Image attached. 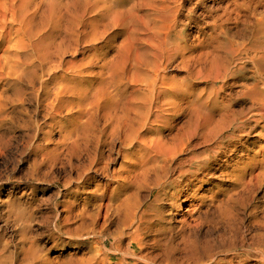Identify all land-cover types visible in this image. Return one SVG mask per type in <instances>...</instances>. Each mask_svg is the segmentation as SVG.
<instances>
[{
    "label": "bare ground",
    "instance_id": "bare-ground-1",
    "mask_svg": "<svg viewBox=\"0 0 264 264\" xmlns=\"http://www.w3.org/2000/svg\"><path fill=\"white\" fill-rule=\"evenodd\" d=\"M36 1L22 0L19 8L15 6L17 10L22 7L21 13L19 11V25H23L24 28L29 27L30 33L40 30H37L39 24H35L37 22L35 18L38 16V14L36 16L37 10H34L32 14L34 17L29 15L32 11V3L35 6ZM54 1L47 2L46 14L48 16L44 18L46 20L48 17L47 25L51 27V33L46 36V32L43 34L41 29L44 37L40 36L39 42L36 43V47L41 50V52L40 50L36 52L41 53L43 62V64L40 62L39 66L45 74H49L52 82V85L49 82L51 88L47 90L50 111L55 115L67 112L68 117L76 119H73L75 122L73 125L76 123L85 125L84 120L88 123L95 117L101 116L106 120L104 122L108 123L109 129V132L104 130L109 134L107 152H110V155L107 160L114 156L116 140L119 141L120 147H123L121 151L126 159L124 166L122 165L125 170L123 172L126 173L122 187L130 192H126L125 198L120 199L122 193L117 194L118 188H115L107 197L108 213L111 212L109 217L114 215L117 218L114 220L118 225V230L112 234L111 238H121L125 233L121 226L131 221L128 228H134L135 236L152 237V249L158 252L155 255L151 254V257L147 256L152 264L156 263L157 258L165 261L161 264H234V261L228 259V253L237 252L239 244L245 247V241L244 237L240 236V229L235 222L241 214L236 216L234 214L236 212L230 211L225 203L244 204L245 201L242 200L246 198L242 194V189L238 192L240 194H237V191L242 185L245 186L244 189L248 186L245 181V172H243L246 168L243 171L240 170L244 175L243 178H237L240 179L239 181L234 178L236 181L234 194L226 195L224 191L227 199L222 200L223 195L218 205L215 204L218 194L210 196V205H208L205 200L207 197L201 191L202 186L207 183L205 176L215 170L214 167L219 158H228L235 154L236 150L231 149V143L241 142L242 139L238 132L245 133L249 129L247 121L244 120L247 117H244V112L229 111L228 79L238 72H243L242 67H233L236 60L248 59L253 65L251 75H255L253 76L256 78L255 83L250 86L244 85L243 96L251 104L250 118H253L255 122L264 118L262 31L258 30L256 35L253 34L255 36L251 39L253 40L251 44L243 42L241 45L235 44V41L233 42L235 36H231L225 29L223 0H134L131 5L105 0L102 1L103 4L101 1V4L96 1L87 2L81 6L76 5L74 1H69L61 7L57 2L59 0L56 1L58 4ZM206 1L215 3L216 9L210 7ZM198 9L203 12L201 14L203 20L200 19L201 16L198 18L196 16ZM69 16L71 20H67ZM79 19L84 21V23L80 21L83 24L81 27L75 24ZM40 20L42 22V19ZM34 24L35 30H33ZM256 25L259 29H264V18H260ZM57 32L60 33L59 44H57L58 40L56 42ZM64 34H69L72 38L74 36V39H71L75 44L77 43V46L82 47L83 45L82 51L80 47L67 45ZM107 38H110L109 44H112L107 54L100 56L89 52L98 48V41L103 42ZM119 38H121L120 42L117 41ZM71 46L73 48H70ZM20 53H18L19 56ZM20 57L23 58L22 55ZM24 65H26L25 62L17 60L16 64L11 66L8 76L12 78L22 74ZM173 67L176 69V74L170 72V68ZM244 73H242L243 76H245ZM218 83H221L219 88H217ZM203 84L206 86L203 87ZM76 100L78 102L75 103ZM20 102L23 101L20 100ZM41 106L42 109L43 104ZM75 109L78 110L75 111ZM165 113L183 114L185 118L180 126L178 123L173 125L175 123L173 121L174 123L169 127L170 131H175L168 136L163 134V130L161 131V127L157 125V123L164 125L167 122ZM99 120L97 119V122ZM70 122L72 121H69V124ZM96 126L101 128L98 124ZM67 128L65 127L62 138L67 142L64 145L72 146L78 141V139L77 141L73 139L72 134L74 131L78 133L82 125H78L72 131H67L69 129ZM263 134L260 135L263 136ZM193 140L195 142H192ZM61 143L63 147V142ZM88 149L91 151V148ZM79 150L77 153L80 152ZM259 164L263 167L264 160H260ZM256 176L257 180L263 178L261 176H264V167ZM196 185L200 187L193 190ZM143 192L149 193L145 200L142 199ZM187 202H189V208L184 214L190 215V219L182 215L185 218L181 220L183 227L177 232L179 240L176 242L173 237L172 223L166 218L165 207L167 205L174 210H182L183 204ZM197 202L200 207L196 204ZM248 204L250 205V202ZM246 205L245 203V208ZM212 206L217 210L218 221H212L207 216ZM204 207L206 211L202 213ZM239 210L241 209L237 211ZM81 213H83L84 222L89 220L91 226L99 222L97 212L93 214L90 212L91 215L86 208ZM194 214L199 215L196 218ZM111 221H113L112 218ZM222 224L225 225L224 229L221 227ZM207 225L211 229L202 237L198 232ZM216 232H218L217 238L210 235ZM167 233L170 234L166 237ZM251 248L248 246V249L244 251L249 254L248 250ZM34 256L31 253L25 254L20 264H31L33 261H35L33 264H52L49 259H39L41 257ZM0 264H6L1 257Z\"/></svg>",
    "mask_w": 264,
    "mask_h": 264
},
{
    "label": "rangeland",
    "instance_id": "rangeland-1",
    "mask_svg": "<svg viewBox=\"0 0 264 264\" xmlns=\"http://www.w3.org/2000/svg\"><path fill=\"white\" fill-rule=\"evenodd\" d=\"M9 1L10 0H7V2L6 0H0L1 260L3 259L6 264H20L25 254L31 253L35 255L34 257L36 258L41 257L39 259H49L52 264H152L148 257H151V254L155 255L158 253L157 250L155 252V250L152 249V237H148L147 235L141 236V238L135 236L134 228H128L131 221L121 226L123 233L125 232L121 238H111L112 234L118 230V225L116 220H114L116 218L114 215L111 216L114 222L111 221V218L109 217L111 212L108 213L107 197L110 195L111 191L118 188L116 193H122L120 195V199H124V195L126 192H130V190L128 191L125 187H122L123 178L126 177V173L123 172L125 171L123 166L126 159L121 151L123 150V147H120L119 141H115V150L113 151L114 158L112 157L110 160H107L110 152H107V145H109L107 141L109 129L108 123L104 122L106 120L101 116L97 118L95 117L96 120H93L96 123L97 119H100L96 124H98V127L100 125L101 128H97L96 124L93 123L92 120V122L89 121L88 123L87 120H84L85 125L79 123L73 125V123H75L73 119L75 118L68 117L67 112L55 115L54 112L52 114V111H50V101H48L49 98H47V93L51 88L52 82L49 74H45L41 70L42 68L39 66L40 62H42L41 53L39 54L36 52L40 50V48L36 47V43L39 42V37H44L43 34L45 32L46 36L51 33V27L47 25L48 17L46 20L44 19L48 16L46 14V10H48L47 2L50 0H37L35 2V6L34 3H32L33 7L30 6L32 7V11L31 13L29 12V15H32L34 10H37L36 16L37 14L38 16L40 15L35 18V22L37 21L35 24H39L37 25V30H40L36 31L34 24L33 30L35 31H33V33L29 32V27L24 28L23 25H19L18 23V21L20 22L19 11L21 13L22 7L18 10L16 8L21 6L22 0ZM34 1L32 0V2ZM56 1L57 0L54 1L55 4L59 3L58 5L61 7L64 3L69 1H74L76 5L81 6L87 2L94 3L96 1L98 4H103L105 0H59L61 3L59 1H57V3ZM111 1L122 5H131L134 2V0ZM208 1L206 2L210 7H217L215 3ZM223 1L225 29L231 36H235V38H233V42L235 41V44L237 43L240 45L242 42L245 44H251L253 43V40L251 39H254L258 30L262 31V42H264V29H259L258 25H256L259 23L260 18H264V0H238L239 2H237V0ZM240 2L242 4H240ZM9 3L14 4L10 5ZM254 4L257 5V7ZM237 5L239 6L237 7ZM41 11H43L44 14L41 13ZM201 12L202 10L198 9V14L196 13L197 18L198 16H201L200 19L203 18L201 15L203 12ZM239 12H241V14H239ZM17 14H19V16ZM259 15L260 17H258ZM31 17L34 16L32 15ZM37 19H42V22ZM67 20H71L70 16ZM80 21L82 22V20L79 19L75 23L78 27L83 26L82 23H84V21L82 23ZM76 25L74 26L76 27ZM39 26L41 28H39ZM41 29L43 30V34L41 33ZM34 32L36 34H34ZM58 33L59 32L56 34V42L58 40L57 44L60 43L58 38L60 37V33ZM69 34H64V40H66L65 43H67V45H72L73 47L75 46V48L80 47V50L82 51L83 45L82 47L77 46V43L75 44L72 40L74 39V36L73 38L71 35L69 37ZM110 38H107V40L103 42H101V40L98 41V48L95 49V51L91 50L89 52H94L100 56L107 54L110 50L109 46L112 45L109 44L111 42H109ZM81 40H83L82 37ZM120 40L121 38L117 41L120 42ZM249 41L251 42L248 43ZM47 43H49V40H47ZM72 46L70 48H73ZM39 52H41V50ZM18 53H20V56L22 55L23 58L20 57ZM78 58H80V54H78ZM17 60L26 63V65H24L25 71L23 68L22 74H18L10 78L8 76L9 70L11 66L16 64ZM233 67H242L243 72H238L236 75L231 76L228 79L229 111L233 110L234 112H244V117L247 116L244 120L247 121L249 129H247L245 133L238 132L241 136V138L240 136H238V138L242 139L241 142L231 143V149L236 150L235 154L228 158H219L217 165L214 167L215 170L205 176L207 183L202 186L201 193L206 195L207 198L205 200L208 205H210V196H213L214 194H218L215 204L223 199L226 200V195L228 193L234 194V189L236 187L235 179L239 181L240 179L237 178H243L244 175L242 171L246 168L243 172H245V181L248 186L244 189L243 187L245 186L242 185L237 191V194H240L238 192H241L242 189V194H244V198H246L242 200L243 202L245 201L244 204L240 203V205H236L235 202L234 204L231 202L225 203V206L228 207L230 211H234L236 213L238 212L237 214L233 212L236 216H240L241 214L240 217L235 219V222L240 229V236L244 237L245 247L240 244L237 245V252L228 253V259L234 261V264H264V176H261L263 178H258V180L255 178V176L258 175L264 167V164L262 165L263 167L259 164L260 160H264V118L256 122L253 118H250L251 113L249 110L251 108V104L249 103L250 101L243 96L244 85L247 84V86H250L255 83V75H251L253 72V65L249 63L248 59H243L236 60ZM175 71L176 69L174 67L170 68V72L172 74H176L177 72ZM242 73H244L245 76H243ZM20 77H23L24 79H21ZM31 81L33 82L32 84ZM220 85L221 83H218L217 88H219ZM202 86L205 87L206 85L203 84ZM42 91H44V93H42ZM20 100L23 102L21 103ZM76 102L78 101L76 100L75 103ZM41 103L43 104V108L45 107V111L43 108L41 109ZM76 110L78 109H75V111ZM53 116H57L58 118L55 119ZM54 119L57 120V122ZM166 119L167 122L164 125H161V123H157V125L161 127V131L163 130V134L167 136L170 135L171 132L175 131H170L169 126H171L172 123H176L173 125H177L178 123L180 126L185 121L183 114H167ZM69 121L72 122L69 124ZM85 122L88 125L87 128ZM90 122L94 125L90 124ZM78 125H82V128L78 130V133L74 131L72 134L74 135L73 139L75 141L78 139L77 143H75L76 145H64L67 144L66 140H63L62 138L65 127L69 128H67L68 130L66 129L67 131H72ZM90 125L94 127L92 128ZM83 126L86 128V131ZM59 129L62 131L60 132ZM83 130L90 136L85 135L87 133ZM104 130L105 132L108 130V132L105 133ZM80 132L83 138L79 137L81 136ZM260 134H263V136ZM61 142H63V147ZM192 142H195V140ZM59 143L61 144L59 145ZM65 146H69L67 147L69 150H67ZM64 147L65 149H63ZM88 148H91V151H89L90 149ZM60 150L61 152H59ZM78 150L80 151L79 153H77ZM119 151H121V153ZM104 168L107 170L105 171ZM246 174L249 175V178ZM251 176L254 177L252 178ZM199 187V185H196L193 190H197ZM224 191L226 195H224ZM148 195L149 193L143 192L142 199H147ZM223 195L224 198L222 197ZM248 202H250V205ZM245 203L247 204L246 208L244 207ZM196 204L200 207L198 202ZM183 205L182 210H174L167 205L165 207L166 218L168 222L171 221L172 223V227L174 229L173 237L176 242L179 240L177 232L183 227L181 220H184L183 218L185 217L190 219V215H185L187 213L185 210L189 208V202L184 203ZM217 205L215 206L217 207ZM99 206L100 208H98ZM233 206L236 207L233 208ZM86 208L89 210V213L91 212L93 214L97 212L99 214L97 218L99 222L93 226L90 225L89 220L85 222L83 220V213L81 212H83ZM236 208L237 210H241L237 211L235 210ZM79 210L82 211L80 212ZM205 211L206 209L204 207L202 213ZM216 214L217 210L212 206L209 209L207 216L212 221H218V216ZM182 215H185V217ZM194 215L193 217L195 218L196 216L197 218L199 214ZM208 226L209 225L204 226V228L198 232L202 237H204L206 232L211 229L210 226ZM221 227L224 229L225 225L222 224ZM126 232L128 233L126 234ZM169 234L170 233H167L166 237L169 236ZM217 234L218 232L210 233V235L214 238H217ZM142 245L144 246L142 247ZM248 246L252 247L248 250L250 252L249 254L244 251V249H248ZM155 261V264H157L158 261V264L163 262L165 263V261L160 258H157ZM33 262H31V264H33Z\"/></svg>",
    "mask_w": 264,
    "mask_h": 264
}]
</instances>
